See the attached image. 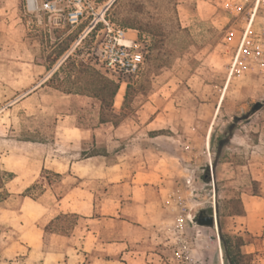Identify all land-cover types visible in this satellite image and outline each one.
Listing matches in <instances>:
<instances>
[{
	"label": "rangeland",
	"instance_id": "1",
	"mask_svg": "<svg viewBox=\"0 0 264 264\" xmlns=\"http://www.w3.org/2000/svg\"><path fill=\"white\" fill-rule=\"evenodd\" d=\"M110 1L93 0L97 19L137 33L145 53L119 81L118 114L131 86L119 125L100 123L97 99L44 85L68 55L95 67L105 34L92 17L68 27L0 0V166L14 174L0 264H225L220 235L264 264V0ZM58 36L69 47L49 72L36 62ZM43 168L63 180L47 186ZM37 182L43 194L20 195ZM212 206L217 224L199 225ZM61 212L84 218L45 234Z\"/></svg>",
	"mask_w": 264,
	"mask_h": 264
},
{
	"label": "trees",
	"instance_id": "2",
	"mask_svg": "<svg viewBox=\"0 0 264 264\" xmlns=\"http://www.w3.org/2000/svg\"><path fill=\"white\" fill-rule=\"evenodd\" d=\"M67 26L69 27L70 25ZM51 47L52 55L49 56V61L47 63L36 62V64L44 65L49 72L52 71L54 64L67 51L69 46L68 44L64 45V40L58 36L57 40L51 44ZM51 56L54 57L50 58ZM44 85L65 95H82L97 99L100 103V123L111 122L114 125H119L121 119L127 116L126 109L130 108V85H128L126 90L125 101L122 108L123 112L122 114H118L115 110L114 103L120 89L119 82L107 77L91 63L87 62L85 59L76 57V55H68L59 67L52 71L50 77L44 82ZM232 131L231 128L229 130L230 134ZM227 143L228 142L223 143V146ZM51 175L59 178L61 181L64 178L63 174L43 168L40 176L49 187L53 186ZM13 178L14 174L12 172L0 166V205L8 201L12 196V193L7 188V183ZM37 188H39L41 194H43L44 190L37 182L28 187L20 195L36 199L37 196L31 194V192ZM58 198L61 199L62 197L59 196ZM238 202L241 204V200H238ZM233 213L242 215L243 209L235 210ZM81 218H84V216L76 212H61L52 218L44 226L43 230L45 234L56 233L68 236ZM261 238L264 239V235L261 236ZM220 240L225 264H252L253 253H247L242 249L248 244L244 237L237 236L231 238L220 235Z\"/></svg>",
	"mask_w": 264,
	"mask_h": 264
},
{
	"label": "built area",
	"instance_id": "3",
	"mask_svg": "<svg viewBox=\"0 0 264 264\" xmlns=\"http://www.w3.org/2000/svg\"><path fill=\"white\" fill-rule=\"evenodd\" d=\"M27 3L29 9H41L51 17H59L64 26H78L92 17L89 31L96 30L105 34L95 52L94 65L107 77L124 83L126 78L140 71L145 53L138 34L129 36L125 28L111 24L104 15L97 19L93 0H43L41 5L38 0H34L33 4L28 0ZM101 22L102 27L97 29Z\"/></svg>",
	"mask_w": 264,
	"mask_h": 264
},
{
	"label": "water",
	"instance_id": "4",
	"mask_svg": "<svg viewBox=\"0 0 264 264\" xmlns=\"http://www.w3.org/2000/svg\"><path fill=\"white\" fill-rule=\"evenodd\" d=\"M262 106H263V103L261 102L256 103L253 106L251 113H255ZM196 221L198 222L199 225H202V226H215V224H217L216 208L212 206V207L200 210V212L196 216Z\"/></svg>",
	"mask_w": 264,
	"mask_h": 264
},
{
	"label": "bare ground",
	"instance_id": "5",
	"mask_svg": "<svg viewBox=\"0 0 264 264\" xmlns=\"http://www.w3.org/2000/svg\"><path fill=\"white\" fill-rule=\"evenodd\" d=\"M33 2H34V0H29V3L30 4H33ZM113 2V0H111L110 2H109V4L110 3H112ZM108 5V4H107ZM124 88H123V86L120 88V90H119V92H118V94H117V96H116V104H119L120 103V99L122 98V90H123Z\"/></svg>",
	"mask_w": 264,
	"mask_h": 264
},
{
	"label": "crops",
	"instance_id": "6",
	"mask_svg": "<svg viewBox=\"0 0 264 264\" xmlns=\"http://www.w3.org/2000/svg\"><path fill=\"white\" fill-rule=\"evenodd\" d=\"M80 96H82V95H80ZM87 219H89V218H87Z\"/></svg>",
	"mask_w": 264,
	"mask_h": 264
}]
</instances>
